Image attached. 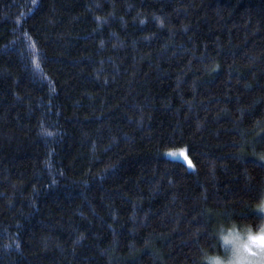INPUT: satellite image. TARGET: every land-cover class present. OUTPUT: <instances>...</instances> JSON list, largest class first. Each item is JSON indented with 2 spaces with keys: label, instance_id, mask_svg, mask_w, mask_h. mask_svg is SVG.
<instances>
[{
  "label": "trees",
  "instance_id": "1",
  "mask_svg": "<svg viewBox=\"0 0 264 264\" xmlns=\"http://www.w3.org/2000/svg\"><path fill=\"white\" fill-rule=\"evenodd\" d=\"M263 204L264 0H0V264H203Z\"/></svg>",
  "mask_w": 264,
  "mask_h": 264
},
{
  "label": "clouds",
  "instance_id": "2",
  "mask_svg": "<svg viewBox=\"0 0 264 264\" xmlns=\"http://www.w3.org/2000/svg\"><path fill=\"white\" fill-rule=\"evenodd\" d=\"M259 214L264 217V205ZM215 240L221 251L203 255V264H264V219L246 227L235 221L222 223Z\"/></svg>",
  "mask_w": 264,
  "mask_h": 264
},
{
  "label": "rangeland",
  "instance_id": "3",
  "mask_svg": "<svg viewBox=\"0 0 264 264\" xmlns=\"http://www.w3.org/2000/svg\"><path fill=\"white\" fill-rule=\"evenodd\" d=\"M183 153V155H180ZM175 154V155H173ZM167 157L172 160H178L183 162L189 169H192V161L184 150L170 151L167 153ZM264 205V204H263Z\"/></svg>",
  "mask_w": 264,
  "mask_h": 264
},
{
  "label": "snow or ice",
  "instance_id": "4",
  "mask_svg": "<svg viewBox=\"0 0 264 264\" xmlns=\"http://www.w3.org/2000/svg\"><path fill=\"white\" fill-rule=\"evenodd\" d=\"M173 155H175V154H173ZM180 155H183V153H181Z\"/></svg>",
  "mask_w": 264,
  "mask_h": 264
}]
</instances>
